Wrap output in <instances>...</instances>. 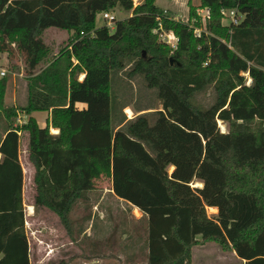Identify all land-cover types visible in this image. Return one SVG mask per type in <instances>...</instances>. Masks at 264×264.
<instances>
[{"label": "trees", "instance_id": "16d2710c", "mask_svg": "<svg viewBox=\"0 0 264 264\" xmlns=\"http://www.w3.org/2000/svg\"><path fill=\"white\" fill-rule=\"evenodd\" d=\"M190 1L185 23L155 0H0V52L24 56L30 73L21 126L0 78V264H30L19 132L28 135L33 207L68 234L74 205L107 177L144 217L146 260L126 264H191L192 249L209 242L239 264H264V0ZM115 9L130 15L113 30L95 27L97 13ZM198 9L208 11L205 24ZM224 11L241 19L223 25ZM159 26L174 49L153 33ZM47 29L70 34L57 55L43 41ZM122 73L141 79L162 109L126 119L115 90ZM208 90L213 101L202 107L197 96ZM34 112L49 114L45 127Z\"/></svg>", "mask_w": 264, "mask_h": 264}, {"label": "rangeland", "instance_id": "374dc122", "mask_svg": "<svg viewBox=\"0 0 264 264\" xmlns=\"http://www.w3.org/2000/svg\"><path fill=\"white\" fill-rule=\"evenodd\" d=\"M190 2L198 6V0ZM155 4L169 17L185 23L188 21L187 0H155ZM108 13L114 17V21L122 20L130 15V12L120 9L108 11ZM223 22V25L228 24L227 20ZM106 23L107 21L102 20L101 13H97L95 27L99 28ZM108 28L113 30L114 22ZM42 38L53 56L66 46L70 34L57 29H47ZM7 53L0 52V65L6 70L4 78L7 81L3 102L6 108L15 110L17 117L13 123L21 126L26 124L29 118L22 113L21 109L27 101V83L30 73L25 67L24 56L16 52L10 55ZM123 74L118 75L122 80L117 81L115 90L120 100L128 104L126 108L132 112V116H128L125 112L126 108L123 109L126 119L162 109L160 101L154 93L144 88L141 79L128 81ZM82 78L83 76L79 75L78 80ZM245 78L246 85L250 84V79ZM212 101V90L197 96V103L202 107H207ZM144 106H150L152 109L137 112V108ZM48 116L47 112L33 113V118L35 117L34 119L38 120L43 127L46 125ZM4 119L1 116L0 133ZM217 124L221 133L227 131V125L224 122L218 121ZM51 129H49L50 134H54ZM18 135L21 142L28 136L24 132H19ZM21 154L19 161L23 173L22 201L25 214L24 225L30 249V264H126L128 257L126 258L125 252L121 249L125 243L121 235L125 233L127 238H135L138 234L143 235V222L140 221L142 220L140 212L135 210L132 213L128 205L116 200L110 194V179L102 177L95 180V190L86 194L87 200H79L74 205L70 214L71 233L68 234L56 215L45 208L33 207L35 188L32 173ZM191 187H201V184L194 181ZM29 206L33 208L32 213L27 209ZM216 213L217 211L213 213L207 209L209 216H214ZM139 251L135 253L136 260L145 262L144 247H141ZM191 264H239V261L233 253L223 251L217 244L209 242L192 249Z\"/></svg>", "mask_w": 264, "mask_h": 264}, {"label": "crops", "instance_id": "0c3cea01", "mask_svg": "<svg viewBox=\"0 0 264 264\" xmlns=\"http://www.w3.org/2000/svg\"><path fill=\"white\" fill-rule=\"evenodd\" d=\"M222 23L224 24V22L222 21ZM83 76V75H80V77ZM81 80V79H80ZM31 116L33 117V113L31 114ZM35 118V117H34ZM36 119V118H35ZM39 127H43L42 125H40V123L38 122V120H36ZM51 132L54 133V134H57L58 131L56 129H51ZM27 146H28V136L27 138L21 142L19 140V144H18V159L20 158V154L21 156H23V159L25 160V164L27 165L28 169L30 170V173H32V179H33V173H34V170H33V167L31 166L30 162L28 161V152H27ZM20 162V161H19ZM21 165V164H20ZM22 168V167H21ZM32 171V172H31ZM23 189V188H22ZM110 194L118 201H122V200H119L117 199L113 194L112 192L110 191ZM34 195H35V190H34ZM123 203H125L126 205H128L129 208H131V212L133 213L135 210H137L138 212H140L137 208H135L134 206H131L129 204H127L126 202L122 201ZM140 218L142 220H140L141 222H144V217L142 215V213L140 212ZM139 218V219H140ZM137 221V220H136ZM140 223V222H139ZM121 239L122 241H124L125 243L122 245L121 249L125 252V255H126V258L128 260L127 263H137L139 261L136 260V257H135V253H139L140 251V248L144 247L143 244H142V241H139L137 237H133V238H127V236L125 235V233H122L121 235ZM129 243H126L128 242Z\"/></svg>", "mask_w": 264, "mask_h": 264}, {"label": "built area", "instance_id": "2783aa9c", "mask_svg": "<svg viewBox=\"0 0 264 264\" xmlns=\"http://www.w3.org/2000/svg\"><path fill=\"white\" fill-rule=\"evenodd\" d=\"M133 6H136L140 3V0H132ZM197 14L201 17L202 24H205V21L208 19V11L206 9H198ZM223 20H227L228 24L236 25L240 17L236 15L235 11H224L223 12ZM101 18L104 21H107L106 26L110 27V24L114 22V17L111 16L108 12H101ZM227 24V25H228ZM158 32V38L160 42H163L169 45L172 49L175 48L177 39L171 32H166L162 30L161 26H159L158 30H153V33ZM195 33H198V30H195ZM6 70L3 66L0 65V78L5 77ZM249 85V84H247Z\"/></svg>", "mask_w": 264, "mask_h": 264}, {"label": "bare ground", "instance_id": "6f19581e", "mask_svg": "<svg viewBox=\"0 0 264 264\" xmlns=\"http://www.w3.org/2000/svg\"><path fill=\"white\" fill-rule=\"evenodd\" d=\"M125 112L128 114V116H130L131 114H132V112H131V110L129 109V108H126L125 109ZM132 116V115H131ZM129 118V117H128ZM33 208H31V207H28V211L30 212V213H32V210ZM209 210H211V212H216V209L215 208H208Z\"/></svg>", "mask_w": 264, "mask_h": 264}, {"label": "water", "instance_id": "95a60500", "mask_svg": "<svg viewBox=\"0 0 264 264\" xmlns=\"http://www.w3.org/2000/svg\"><path fill=\"white\" fill-rule=\"evenodd\" d=\"M143 56H144V53H143Z\"/></svg>", "mask_w": 264, "mask_h": 264}]
</instances>
